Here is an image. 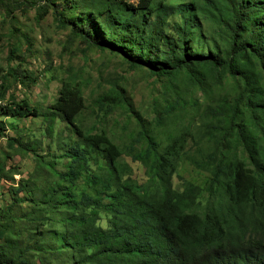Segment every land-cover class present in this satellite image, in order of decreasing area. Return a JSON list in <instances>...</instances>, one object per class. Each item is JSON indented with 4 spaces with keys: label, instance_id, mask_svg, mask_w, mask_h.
Instances as JSON below:
<instances>
[{
    "label": "trees",
    "instance_id": "16d2710c",
    "mask_svg": "<svg viewBox=\"0 0 264 264\" xmlns=\"http://www.w3.org/2000/svg\"><path fill=\"white\" fill-rule=\"evenodd\" d=\"M131 1H30L41 3L38 21L52 13L69 31L64 50L74 53L78 40L84 61L91 50L120 58L128 72L147 74L154 96L151 115L140 114L125 73L104 61L107 85L93 96L95 122L86 127L83 69L65 68L58 97L42 108L8 94L37 83L24 66L36 55L33 41L25 37L24 52L9 49L0 137L36 162L3 198L0 264H264V0ZM28 3L0 0V10L13 18ZM117 112L127 116L123 147L108 132ZM27 118H41L46 151L17 128ZM124 156L145 168L143 182ZM9 158H0L1 174ZM181 162L207 174L205 182L178 175L175 185ZM24 205L30 210L16 215Z\"/></svg>",
    "mask_w": 264,
    "mask_h": 264
},
{
    "label": "rangeland",
    "instance_id": "374dc122",
    "mask_svg": "<svg viewBox=\"0 0 264 264\" xmlns=\"http://www.w3.org/2000/svg\"><path fill=\"white\" fill-rule=\"evenodd\" d=\"M28 1L29 8L25 9V11L16 10L13 18L5 17L2 14V10H0V65L5 71L8 67L6 58L9 49L11 47L21 46V51L24 52L26 48L25 37H28L33 41V49L36 50V55L27 58L24 66L35 72L39 78L36 85L30 90H26L22 86L16 84V86L8 87V94H15L18 99L27 97L31 103L38 102L41 104L42 108H46L58 97L61 80L66 76L67 72L65 68L72 67L75 71L82 68L83 77L90 78V81L85 84L86 87H83L86 109H84L83 113L80 115L79 121L84 122L83 124L88 127L95 122V118L91 115L89 104L93 96L101 92L107 85L105 81H102V78L107 79L108 76L104 73L101 78L99 76V69L102 68L104 61H109L111 63L109 65V72L114 73L117 71L119 75L125 73L124 75L128 79L127 86L132 90L135 107L139 113L144 116L147 114L151 115L148 107L149 101L154 95L153 92L151 93L152 88H150L151 85L148 83V77L145 72H128L126 65H119L120 58H113L106 52L102 53L91 50L88 53L90 58L89 61H84L82 54L78 50V40L71 46L74 53L71 54L68 50H64L69 31L57 28L52 13H49L44 19L38 21L36 17L38 16V7L41 3L33 5L30 4V1L33 2L35 0ZM136 2V0L131 1V3L135 4ZM45 52H49V59L46 58ZM50 62H52V69L49 72L43 71ZM17 64V62H13L12 66ZM118 65L119 67L116 68ZM107 66H105L106 70ZM126 119L127 116L123 113L120 114V112L113 113L106 119L109 127V134L112 135L115 142L121 147L130 143L127 133L120 128V125L124 123ZM4 120L9 122L10 118H4ZM41 121V118H27L16 123L17 128L23 129L24 133L26 132L31 136L33 135L32 138L36 137L42 141L43 148L40 153L46 151L48 145L47 138L42 135L44 127L41 125ZM58 127H63V125H59ZM66 133L67 132H65V134ZM6 134L9 137L17 135L16 131L10 126H8ZM6 154H8L10 158L6 160L4 173H0V208L7 202L3 200L5 194L7 198L10 197L11 199V195L7 193V190L15 188L14 186H20L21 179L26 178L33 171L36 162L31 154L13 155L12 150L7 146V138L0 137V158H4ZM123 158L133 168L134 177L140 182H143L145 168L140 163H135L126 156ZM66 160V158H60L57 166H63ZM14 165L16 167H14ZM13 171H17V173H13ZM178 175L198 185H202L208 177L207 174L195 170L185 162L180 163L178 174L173 178V183L175 185H179ZM11 176L15 178V181L9 178ZM24 194L25 192L21 193V195ZM29 210L30 207L24 205L21 209H16L14 213L16 215H23V213ZM21 222L25 223L26 221L24 219L23 221L19 220V223L15 225L16 228Z\"/></svg>",
    "mask_w": 264,
    "mask_h": 264
},
{
    "label": "bare ground",
    "instance_id": "6f19581e",
    "mask_svg": "<svg viewBox=\"0 0 264 264\" xmlns=\"http://www.w3.org/2000/svg\"><path fill=\"white\" fill-rule=\"evenodd\" d=\"M37 19V18H36ZM52 156V155H51Z\"/></svg>",
    "mask_w": 264,
    "mask_h": 264
}]
</instances>
